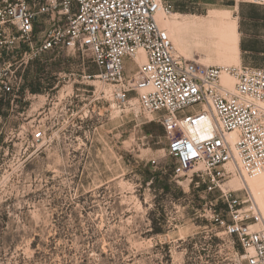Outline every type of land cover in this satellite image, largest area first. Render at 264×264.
<instances>
[{
    "label": "rangeland",
    "instance_id": "374dc122",
    "mask_svg": "<svg viewBox=\"0 0 264 264\" xmlns=\"http://www.w3.org/2000/svg\"><path fill=\"white\" fill-rule=\"evenodd\" d=\"M236 1L181 0L183 9L201 17L179 12L177 5L173 14L161 15L177 52L182 40L189 59L240 66L236 51L207 48L198 44L199 29L177 32L168 21L175 13L200 21L212 10L235 20L229 3ZM71 65L78 60L45 54L33 64V80L48 67L46 80L56 82L57 73ZM83 86L65 104L57 96L61 83L45 121L33 120L29 110L0 125V264H246L241 247L206 217V202L218 192L189 185L194 170L179 181L170 177L175 185L169 192L145 181L147 167L170 174L175 161L162 125L121 111L99 94V82ZM37 128L46 131L44 138L34 136Z\"/></svg>",
    "mask_w": 264,
    "mask_h": 264
},
{
    "label": "built area",
    "instance_id": "2783aa9c",
    "mask_svg": "<svg viewBox=\"0 0 264 264\" xmlns=\"http://www.w3.org/2000/svg\"><path fill=\"white\" fill-rule=\"evenodd\" d=\"M174 10L171 0H0V125L29 110L33 120L45 121L54 97L68 104L86 82L101 83L99 94L121 111L162 125L175 159L173 177L179 181L194 170L189 185L218 192L206 202V217L241 247L246 264H264V213L247 186L232 184L264 168V68L179 54L158 20ZM45 54L78 65L60 70L56 82L46 80L48 67L33 80V64ZM34 136L44 138L46 131L37 128Z\"/></svg>",
    "mask_w": 264,
    "mask_h": 264
},
{
    "label": "bare ground",
    "instance_id": "6f19581e",
    "mask_svg": "<svg viewBox=\"0 0 264 264\" xmlns=\"http://www.w3.org/2000/svg\"><path fill=\"white\" fill-rule=\"evenodd\" d=\"M178 15H180V13H175V16L177 17H175L173 21L170 20V18L168 20L169 22H171L170 24L177 32H181L187 27L199 29L202 34L203 40L199 41L198 44H204L207 48H210V49H213L214 51H219L222 53L223 52L231 53L234 50L237 52V58H238V29H237V22L235 20L226 21L227 15L224 13L219 14L216 10H212L210 14L203 17L200 21L180 20L178 18ZM194 17L199 18L201 16H194ZM158 20L162 24V26L167 28V26L162 23L161 14L158 15ZM167 29L169 30L171 34L170 28H167ZM180 41L181 42L179 43V46H178V49H179L178 53L181 55L187 56L188 58H192L191 56L188 55V50H189L188 46L182 40ZM202 62L205 64H213V62L210 63L208 62V60H203ZM238 63H240L239 59H238ZM224 81L227 83H230L231 79L229 77H224ZM191 132L197 133V134L200 133L203 137H206L209 135V132H205L203 130H198V129H194V130L192 129ZM244 182L253 189L255 195L259 199L260 203L263 205L264 204V168L258 175L249 177ZM233 183L238 184V183H242V181L239 179H236L233 181ZM261 209L263 211V208Z\"/></svg>",
    "mask_w": 264,
    "mask_h": 264
},
{
    "label": "crops",
    "instance_id": "0c3cea01",
    "mask_svg": "<svg viewBox=\"0 0 264 264\" xmlns=\"http://www.w3.org/2000/svg\"><path fill=\"white\" fill-rule=\"evenodd\" d=\"M172 1V0H171ZM179 12L192 13L199 16V11H187L181 0L172 1ZM238 29V59L242 66L264 68V5L249 0H240L232 5Z\"/></svg>",
    "mask_w": 264,
    "mask_h": 264
},
{
    "label": "trees",
    "instance_id": "16d2710c",
    "mask_svg": "<svg viewBox=\"0 0 264 264\" xmlns=\"http://www.w3.org/2000/svg\"><path fill=\"white\" fill-rule=\"evenodd\" d=\"M233 3H229V5H232ZM179 11V10H177ZM33 91L34 92H40V88H38L37 86L36 87H33ZM2 114V110L0 109V115ZM170 169H171V173L170 174H167V173H164L162 171L160 172H155V173H152L150 171V167H147L146 169V178H145V181H148V180H151L152 181V184L154 185H158L160 184V186L162 187V189L165 191V192H169L172 190L173 186L175 184L171 183V178L170 177H173L174 173V169H173V165L170 166ZM203 190H205L206 186L205 185H202L201 186ZM155 232H158L160 231V228L158 227L157 224H155ZM240 250H242L241 248H239Z\"/></svg>",
    "mask_w": 264,
    "mask_h": 264
}]
</instances>
